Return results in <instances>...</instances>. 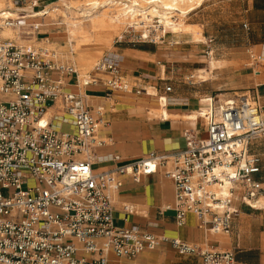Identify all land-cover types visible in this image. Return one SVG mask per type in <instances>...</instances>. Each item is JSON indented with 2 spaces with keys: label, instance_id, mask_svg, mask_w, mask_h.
<instances>
[{
  "label": "built area",
  "instance_id": "1",
  "mask_svg": "<svg viewBox=\"0 0 264 264\" xmlns=\"http://www.w3.org/2000/svg\"><path fill=\"white\" fill-rule=\"evenodd\" d=\"M31 6V0H9L0 12V264H108L110 254L133 260L164 242L182 255L201 258L202 264H237L233 249L116 227L114 201L123 176L138 182L162 170L174 189V202L165 209L176 213L179 226L192 214L205 232L229 236L240 213L237 202L264 211V177L257 178L264 155L251 150L264 139V108L257 97L248 91L223 101L207 98L201 113L206 128L203 134L187 129L183 149L154 151L96 173L94 149L104 141L97 137L99 121L80 89L147 90L110 55L81 74L50 46L43 19L35 21L50 8L34 12ZM165 34L146 28L138 41L155 44ZM249 60L259 75L263 55L250 51ZM65 126L72 131H64ZM124 208L133 212L131 206Z\"/></svg>",
  "mask_w": 264,
  "mask_h": 264
},
{
  "label": "crops",
  "instance_id": "2",
  "mask_svg": "<svg viewBox=\"0 0 264 264\" xmlns=\"http://www.w3.org/2000/svg\"><path fill=\"white\" fill-rule=\"evenodd\" d=\"M31 2L33 7L28 10L34 12L40 11L44 5L48 8L53 2L67 3L66 0ZM243 17V27L247 24L244 42L239 48L240 51L235 52V56H231L234 55L232 48L225 49L228 53L221 59L229 64L225 70L238 71L239 66L249 60L250 51L264 57V0H249ZM41 19L45 23L42 33L50 38L52 47L53 34L50 31L51 25L47 22L51 17H38L35 21ZM62 25L61 22L53 23V26ZM178 43L180 42L177 40L167 39L155 44L128 41L116 43L119 45L105 54L115 57L122 72L137 81L141 88L147 92L152 89L154 93L152 95L145 92L142 94L110 92L102 85L80 89L99 121L97 137L104 141L102 146L94 149L93 168L96 173L129 165L154 151L168 153L181 150L185 147L184 136L187 129L203 134L206 122L201 118V113L207 109L205 100L215 96V92L210 86L204 85L208 80L199 83L179 80L171 75L174 54L172 47ZM106 76L100 74L103 79ZM235 79L237 82L233 83V87L239 91L251 89L250 92L264 108V62L259 75L253 74L248 80L243 81L238 74ZM167 86L172 88L169 93L165 90ZM70 89L79 91L75 87ZM239 91L230 94L236 96ZM221 95L226 96L227 93L218 96ZM160 97H166L165 107H162ZM161 107L165 109L167 116L162 113ZM98 108H103L101 115L97 114ZM194 112L198 114L196 123L187 120V116ZM251 150L264 155V139L254 142ZM162 172L161 170L152 175L141 176L138 182L130 176L121 178L122 186L116 194L113 210L116 227L124 229L138 227L156 236L178 238L190 244L210 243L220 249L235 250L237 264H264V211L254 210L237 202L235 207L240 213L232 223L230 235L225 234V240H215L211 238V233L198 227V220L194 215L188 214L186 224L179 226L176 222V213L165 209L166 205L174 202V189L172 182L165 178ZM263 177L264 170L257 178ZM125 206H131L133 212L125 210ZM108 264H202V260L199 257L182 255L170 242H164L154 250L144 251L133 260L110 254Z\"/></svg>",
  "mask_w": 264,
  "mask_h": 264
},
{
  "label": "rangeland",
  "instance_id": "3",
  "mask_svg": "<svg viewBox=\"0 0 264 264\" xmlns=\"http://www.w3.org/2000/svg\"><path fill=\"white\" fill-rule=\"evenodd\" d=\"M66 1L69 4H72L73 7H76V5L79 6L83 4L85 0ZM103 1L101 0V2ZM248 1L249 0H202L198 6H193L194 9L188 15L184 17L175 16L172 18L176 24L180 22L182 24V27L179 29L182 30V34L180 35L174 34L169 29H165L164 26L158 23L157 19H154L150 23L151 25L148 24L145 28L140 27L134 29L127 26L121 28L119 31L113 30L111 31V41L109 46L102 49L93 47L96 50H91L92 57L90 62L87 63L83 62L79 57V54L75 51L73 52L70 47L68 24L64 23V19L60 16L61 14H53L52 16H49L51 19H47V22L51 25L50 31L53 34L51 39L52 47L58 52L59 58L73 62L83 75L89 73L96 62L102 59L107 52L113 51L114 47L120 43L128 41L135 43H148L144 38L138 41L140 39L139 36L144 35L146 32V28H148V31L150 32L155 30H157L158 33L166 31V34L163 37L164 41L167 39L180 42L172 47L174 54L172 55L171 61V75L179 80H191L199 83L208 80V83H204V85L210 86V89L214 90L215 96L221 100H226L227 97L233 98L235 96V94L230 93L239 91L233 87V83L237 82L235 77H237L238 74L243 81L246 79L248 80V78L254 74L253 69L250 66V60L244 61L239 66L240 69L236 72L225 70L224 68L229 66V64L225 61H221L226 53H228L225 49L232 48V53L234 55L231 56H235V52H239V48L242 47L246 30L243 27L242 20L245 15V10L247 9ZM62 3L63 2H53L48 6L50 9L47 12H51L56 5H59L60 9H65L67 6ZM7 6V0H0V10ZM99 10H101L100 7L96 9V11ZM55 22H61L63 25L53 26V23ZM187 25L197 26L201 38L203 37L202 42H195L192 35L185 34V26ZM193 41L194 43H192ZM185 42H190V44H186ZM211 59H216V67L214 70H212L209 65ZM132 80L134 79L132 78ZM149 91L152 92V89H149ZM248 91H251V89L241 90L236 96H241L244 92ZM225 93H227L226 96H218ZM63 130L72 131V128L70 126H65L63 127ZM3 193L6 194V192ZM210 236L211 238L220 241L225 240L226 237L225 234H211Z\"/></svg>",
  "mask_w": 264,
  "mask_h": 264
},
{
  "label": "bare ground",
  "instance_id": "4",
  "mask_svg": "<svg viewBox=\"0 0 264 264\" xmlns=\"http://www.w3.org/2000/svg\"><path fill=\"white\" fill-rule=\"evenodd\" d=\"M201 1L202 0H104L101 2V0H85L83 4L79 6L76 5V7H73V5L69 3L65 4L67 6L65 9H60L58 6L53 7V10L48 12L47 16L61 14L60 16L64 19V23L68 24L70 47L73 52L75 51L79 54L83 62L87 63L90 62L92 57L91 50H96L95 48L102 49L109 46L111 31L113 30L119 31L121 28L127 26L134 29L140 27L145 28L154 19H157L158 23L164 26L165 29L171 30L174 34H182V30H179L182 27L181 22L176 24L172 18L175 16L184 17L188 15L194 9L193 6H198ZM98 7H100L101 10L96 11ZM185 32V34L192 35L195 42H202L203 37L201 38L197 26L187 25L185 26ZM215 60L211 59L209 62L212 70L216 67ZM147 94L152 95L154 93L147 92ZM160 101L162 107H165L166 99L162 98ZM162 111V113L167 116L164 108ZM187 117V120L189 119L191 122L196 123L198 114L194 112Z\"/></svg>",
  "mask_w": 264,
  "mask_h": 264
}]
</instances>
